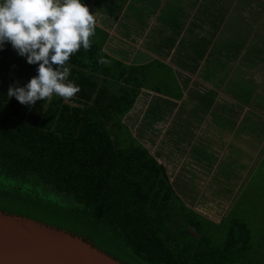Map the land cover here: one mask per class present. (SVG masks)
<instances>
[{"label": "trees", "instance_id": "16d2710c", "mask_svg": "<svg viewBox=\"0 0 264 264\" xmlns=\"http://www.w3.org/2000/svg\"><path fill=\"white\" fill-rule=\"evenodd\" d=\"M98 34L68 61L79 92L31 107L7 90L36 65L10 44L0 50V209L81 235L124 264H264V213L252 225L231 210L204 216L126 121L143 89L170 91L163 66L128 64Z\"/></svg>", "mask_w": 264, "mask_h": 264}, {"label": "crops", "instance_id": "0c3cea01", "mask_svg": "<svg viewBox=\"0 0 264 264\" xmlns=\"http://www.w3.org/2000/svg\"><path fill=\"white\" fill-rule=\"evenodd\" d=\"M95 1L90 12L104 49L128 64L156 60L170 82L166 94L143 89L126 121L166 166L176 190L187 194V203L220 221V191L207 190L206 177L218 171L231 144L259 140L264 156V103L256 87L264 73V31L257 26L264 0H115L111 15ZM134 1L142 11L126 14ZM105 16L115 21L104 30L98 26Z\"/></svg>", "mask_w": 264, "mask_h": 264}, {"label": "clouds", "instance_id": "9594fccd", "mask_svg": "<svg viewBox=\"0 0 264 264\" xmlns=\"http://www.w3.org/2000/svg\"><path fill=\"white\" fill-rule=\"evenodd\" d=\"M95 28V14L83 0H0V50L10 44L26 63L36 65V74L23 85H10L7 97L27 107L54 95L72 98L80 88L67 79L68 61L91 48Z\"/></svg>", "mask_w": 264, "mask_h": 264}, {"label": "rangeland", "instance_id": "374dc122", "mask_svg": "<svg viewBox=\"0 0 264 264\" xmlns=\"http://www.w3.org/2000/svg\"><path fill=\"white\" fill-rule=\"evenodd\" d=\"M95 2V6L99 9L103 8V12L107 15H111L113 13L112 11H114L116 8L117 3L115 0H109L108 4L107 1L104 3V0H96ZM92 3L93 0H91L90 5L88 6L89 11ZM137 8L138 4H136L134 1L131 6L127 8L126 14H135L136 11H142ZM92 10L93 9H91V11ZM147 10L148 9H144V11ZM140 15L143 16L141 20L148 19V16H144V14ZM127 19L130 20V18ZM114 21V17L105 16L103 19V28L101 26L98 27L104 29V25L106 23H112ZM260 22L261 23L257 24V26L259 25L260 31H264V19ZM120 28L121 27H119L118 30ZM261 37H264V33ZM98 38L99 40L103 39L100 34H98ZM120 53L124 56V53ZM256 53L257 54L255 57H253L254 61L261 57V50H258ZM261 61H264V56L263 60L261 59ZM235 79L238 82L241 81L238 79L236 74ZM258 81L260 82H258L259 84L256 83V87H260V95L257 96V99H259L260 96V99L262 98L261 100L264 103V73ZM249 82H251L250 79ZM252 86H254V84H251V88H253ZM260 145L261 144L259 140H257L255 143L253 141H248L245 145L231 144L229 150H227V153L225 154L224 160L220 164L218 171L210 172L208 175L209 177H206L205 181L207 190L220 191V194L216 193V195H220L218 200L222 201L223 203L219 205L221 207V210L219 209L220 212L222 213L225 210V213H227L231 210L234 214L240 215L244 217V219H247L249 225L255 224L260 215L264 213V156L261 153L263 147L261 148ZM173 148L176 147L174 146ZM255 150L259 155L257 154V157L254 160L253 155ZM185 169L186 167L183 166V171H181V174H183ZM189 173L192 175L191 172ZM213 173L215 176L212 175ZM193 178L196 179L198 177L195 176ZM201 206L204 207L203 205ZM231 207L232 209H230ZM200 210L206 211V209L202 208ZM253 215L255 217L258 216L255 220V223L250 219L254 218ZM211 217L213 219H218V216L214 214L211 215Z\"/></svg>", "mask_w": 264, "mask_h": 264}, {"label": "water", "instance_id": "95a60500", "mask_svg": "<svg viewBox=\"0 0 264 264\" xmlns=\"http://www.w3.org/2000/svg\"><path fill=\"white\" fill-rule=\"evenodd\" d=\"M0 264H124L83 236L0 209Z\"/></svg>", "mask_w": 264, "mask_h": 264}, {"label": "flooded vegetation", "instance_id": "af4514ba", "mask_svg": "<svg viewBox=\"0 0 264 264\" xmlns=\"http://www.w3.org/2000/svg\"><path fill=\"white\" fill-rule=\"evenodd\" d=\"M198 211V210H197ZM199 212V211H198ZM201 213V212H200ZM201 214H203V213H201ZM204 215V214H203ZM204 216H206V215H204ZM206 217H208V216H206ZM192 232V231H191ZM194 234V233H193ZM196 235V234H195Z\"/></svg>", "mask_w": 264, "mask_h": 264}]
</instances>
